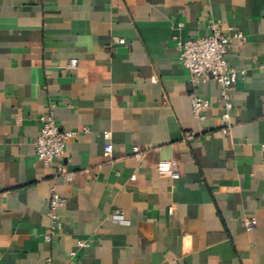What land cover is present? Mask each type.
<instances>
[{"label":"crops","instance_id":"crops-1","mask_svg":"<svg viewBox=\"0 0 264 264\" xmlns=\"http://www.w3.org/2000/svg\"><path fill=\"white\" fill-rule=\"evenodd\" d=\"M211 20L247 36L227 55L245 72L230 126L175 39ZM50 111L77 132L72 179L34 150ZM53 191L66 203L48 239ZM0 264H264V0H0Z\"/></svg>","mask_w":264,"mask_h":264},{"label":"built area","instance_id":"built-area-1","mask_svg":"<svg viewBox=\"0 0 264 264\" xmlns=\"http://www.w3.org/2000/svg\"><path fill=\"white\" fill-rule=\"evenodd\" d=\"M208 33L204 36L189 38L183 40L178 36L175 37L178 48L179 58L183 66L188 70L190 82L197 83L200 80L214 79L220 87L221 95L225 101V112L223 121L230 126L231 111L233 103L231 101V89L244 76V71L236 69L228 60L227 55L232 50L234 42L241 44L247 41L246 34L239 28L230 26L227 31L223 29L220 20H211L208 24ZM116 41L124 43L123 38H117ZM78 60H70L68 67H77ZM193 112L196 118L203 120L206 118V110L210 107V101L197 93L192 95ZM42 129L34 143L35 153L44 161L46 165L56 163L57 178L72 179L73 173L68 171L63 164V158L66 155V140L76 136L74 130H63L56 121L53 111L41 117ZM192 133H187V136ZM133 152L137 158L143 155L139 146L133 147ZM158 169L161 173L169 176H178L177 171L172 167L169 161H160ZM134 177V176H133ZM49 216L52 220L50 232L46 233V238L51 239L62 228L59 216L56 210L64 206L66 198L58 192L53 191L50 197ZM118 220H123L122 214H115ZM248 230H253L257 224L255 217L245 220ZM87 243L79 241L80 247ZM73 255L75 252L72 253Z\"/></svg>","mask_w":264,"mask_h":264}]
</instances>
